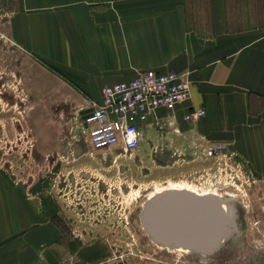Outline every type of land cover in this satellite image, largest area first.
I'll use <instances>...</instances> for the list:
<instances>
[{"label":"rangeland","instance_id":"374dc122","mask_svg":"<svg viewBox=\"0 0 264 264\" xmlns=\"http://www.w3.org/2000/svg\"><path fill=\"white\" fill-rule=\"evenodd\" d=\"M91 102L14 45L0 19V185L45 204L61 240L58 260L37 250L35 264H264V176L229 158L223 142L225 161L205 156L209 144L172 119L142 126L131 152L91 151L81 123ZM172 185L229 203L219 247L169 250L148 236L144 203Z\"/></svg>","mask_w":264,"mask_h":264},{"label":"crops","instance_id":"0c3cea01","mask_svg":"<svg viewBox=\"0 0 264 264\" xmlns=\"http://www.w3.org/2000/svg\"><path fill=\"white\" fill-rule=\"evenodd\" d=\"M13 2L0 7L12 43L89 101L139 71L187 72L188 98L172 113L157 109L158 121L189 127L205 144L223 142L229 158L264 176V0ZM191 108L204 114L182 120ZM42 205L0 185V264H35L37 250L61 257Z\"/></svg>","mask_w":264,"mask_h":264},{"label":"built area","instance_id":"2783aa9c","mask_svg":"<svg viewBox=\"0 0 264 264\" xmlns=\"http://www.w3.org/2000/svg\"><path fill=\"white\" fill-rule=\"evenodd\" d=\"M189 96L187 72L144 70L129 80L103 85L97 102L83 116L82 131L91 151L119 148L131 152L139 144L140 129L148 119L157 123V109L172 113L175 106ZM204 114L202 108H191L182 120L194 122ZM224 147L213 143L203 149L204 155L225 161Z\"/></svg>","mask_w":264,"mask_h":264},{"label":"water","instance_id":"95a60500","mask_svg":"<svg viewBox=\"0 0 264 264\" xmlns=\"http://www.w3.org/2000/svg\"><path fill=\"white\" fill-rule=\"evenodd\" d=\"M148 218L159 236L189 247L213 246L223 233L227 236L231 222L216 201L183 191L156 197Z\"/></svg>","mask_w":264,"mask_h":264},{"label":"bare ground","instance_id":"6f19581e","mask_svg":"<svg viewBox=\"0 0 264 264\" xmlns=\"http://www.w3.org/2000/svg\"><path fill=\"white\" fill-rule=\"evenodd\" d=\"M174 191H183V192H188V193H193L195 195H199V196H203V197H207L210 198L214 201H216L219 206L221 207L223 214L225 216V220L227 223L230 222L231 219V206L229 205V203H227L225 200H223L222 198H220L216 193L213 192H199V191H193L191 189H188L186 187H184L183 185H177V186H170L167 188H161V189H155L153 190V192L149 193L148 198L146 200V202L144 203L142 212H141V223L143 226V229L146 231V233L148 234V236L157 244L166 247L167 249L170 250V248H174L177 247L178 249L182 248V249H186L185 251H198V252H203V251H210L212 249H215L217 247H219L221 245V243L224 241V238L226 236V233H223L219 239L217 240V242L210 247H189V246H185V245H181L179 243H174L171 240L159 236L151 227L150 222H149V208H150V204L151 202L158 197L159 195L162 194H166V193H170V192H174ZM173 250V249H172ZM187 251V252H188Z\"/></svg>","mask_w":264,"mask_h":264}]
</instances>
